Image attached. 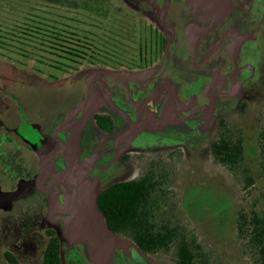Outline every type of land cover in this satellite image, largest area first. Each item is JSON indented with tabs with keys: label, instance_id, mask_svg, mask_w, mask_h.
I'll return each mask as SVG.
<instances>
[{
	"label": "flooded vegetation",
	"instance_id": "1",
	"mask_svg": "<svg viewBox=\"0 0 264 264\" xmlns=\"http://www.w3.org/2000/svg\"><path fill=\"white\" fill-rule=\"evenodd\" d=\"M47 1L53 6L54 0ZM85 1L68 0V9L84 10ZM213 1L126 0L128 13L142 22L154 45L148 51L140 48L135 72L100 68L87 78L78 70L63 77L62 85L48 81L45 88L60 92L53 108L30 109L16 102L12 125L0 114V264H31L40 257L43 262L54 238L65 264H90L85 245L68 248L59 238L63 219L83 209L72 211L67 200L80 202L83 194L89 199L96 194V208L107 226L99 196L143 178V184L157 189L153 198L160 203V210L147 213L150 224L155 219L176 224L168 230L146 229L145 234L156 240L165 232L187 236L184 229L177 230V195L171 190L177 186L180 149L194 148V140L197 147L205 144L204 130L212 124L218 140L225 114L235 101H243L245 85L253 78L245 46L254 35L263 37L262 22L256 25L245 14L243 0ZM262 4L264 0H254V12ZM32 13L31 23L54 29L52 9H46L45 17ZM62 49L69 58V48ZM156 55L161 60L155 66L151 58ZM84 119L81 126L71 127ZM215 141L209 144L210 154ZM135 172L139 174L131 177ZM118 236L131 244L132 258L144 264H178L177 239L163 248L147 243L149 252L144 253L132 240Z\"/></svg>",
	"mask_w": 264,
	"mask_h": 264
},
{
	"label": "rangeland",
	"instance_id": "2",
	"mask_svg": "<svg viewBox=\"0 0 264 264\" xmlns=\"http://www.w3.org/2000/svg\"><path fill=\"white\" fill-rule=\"evenodd\" d=\"M216 1L212 4L217 5ZM67 2L54 0L50 6L47 0H0V114L8 125L16 121V102L30 109L54 107L60 92L45 88L48 81L62 85L63 77L75 75L78 70H83L87 78L100 68L110 71L133 68L135 72L140 48L147 51L154 48L142 22L132 17L133 12L128 13L126 0H105L101 15L68 9ZM242 3L246 5L245 14L255 19L256 25L259 20L262 22L263 37L256 34L245 46L244 58L252 65L253 78L245 85L243 101H235L225 117L228 127L243 137L242 169L248 172L238 178L213 161L209 144L217 136L212 124L204 130L205 144L197 147L194 140V148L180 149L183 156L177 166V186L171 189L177 195L179 226L186 237L194 235L210 264H258L247 241L238 235V219L241 213L247 218L254 213L264 218V158L259 146V135L264 129V4L256 13L254 0ZM47 8L53 10V30L31 23L34 10L45 17ZM62 46L69 48V58L62 54L66 52ZM77 55L80 60L74 59ZM151 59L156 66L161 57ZM241 103L244 106L240 107ZM179 142L184 147L192 146ZM138 174L135 172L131 177ZM247 177L252 178L251 185L244 191ZM190 184L194 185L187 187ZM127 247L125 251H117L112 264H144L129 254L130 243Z\"/></svg>",
	"mask_w": 264,
	"mask_h": 264
},
{
	"label": "trees",
	"instance_id": "3",
	"mask_svg": "<svg viewBox=\"0 0 264 264\" xmlns=\"http://www.w3.org/2000/svg\"><path fill=\"white\" fill-rule=\"evenodd\" d=\"M104 1H100L99 8V0H86L84 10L101 15ZM78 6L77 3L74 4V7ZM259 146L264 158V129L259 135ZM244 152V140L241 133L229 128L227 122L223 121L220 126V136L211 146L214 162L227 169L231 175L240 178V174L248 172V170L242 169ZM142 180L146 179L119 184L107 189L99 196V206L106 214L109 230L123 238L132 240L144 253L149 252L144 246L147 243L158 244L163 248L177 239L178 264H209L207 254L195 238L191 241L186 236L179 235L178 232L177 235L165 232L159 234L161 236L159 240H156V236L145 234L146 229L163 228L168 230L175 228L176 224L170 219L164 221L155 219V224H150L147 213L160 210V203L157 204L153 198L157 189L143 184ZM251 180L250 177L246 178L248 183L243 186L244 191L250 187ZM250 218L241 213L238 219V235L247 241L258 264H264V218L257 216L256 213ZM179 228L181 227L177 222V230ZM42 264H61L59 241L56 238L50 242Z\"/></svg>",
	"mask_w": 264,
	"mask_h": 264
},
{
	"label": "water",
	"instance_id": "4",
	"mask_svg": "<svg viewBox=\"0 0 264 264\" xmlns=\"http://www.w3.org/2000/svg\"><path fill=\"white\" fill-rule=\"evenodd\" d=\"M84 116H86L85 112ZM85 119L71 127L81 126ZM96 196L94 194L89 199L84 198L83 194L80 202L74 198L67 200L66 205L72 211H77L81 206L83 209L63 219L65 229L62 230L59 238L70 245L85 244L92 264H111L117 251L127 248L128 242L107 228L103 215L96 208Z\"/></svg>",
	"mask_w": 264,
	"mask_h": 264
},
{
	"label": "crops",
	"instance_id": "5",
	"mask_svg": "<svg viewBox=\"0 0 264 264\" xmlns=\"http://www.w3.org/2000/svg\"><path fill=\"white\" fill-rule=\"evenodd\" d=\"M83 245H85V244H83ZM67 247L68 248H73L74 247V245H67ZM85 247V254H86V256H87V258H88V260H89V262H90V264H92V261H91V259H90V255H89V253H88V249H87V246L85 245L84 246ZM61 264H65L66 263V259H65V255H64V253L63 254H61ZM25 264H30V263H25ZM31 264H42V259H41V257L37 260V262H35V263H31Z\"/></svg>",
	"mask_w": 264,
	"mask_h": 264
},
{
	"label": "bare ground",
	"instance_id": "6",
	"mask_svg": "<svg viewBox=\"0 0 264 264\" xmlns=\"http://www.w3.org/2000/svg\"><path fill=\"white\" fill-rule=\"evenodd\" d=\"M112 72V71H111ZM112 73H114V72H112ZM122 75V74H121ZM131 76V75H130ZM97 77V76H96ZM121 78V77H120ZM126 78V77H125ZM99 93V92H98ZM104 99V98H103ZM102 100V99H101ZM100 101V100H99ZM104 102V101H103ZM97 103V102H96ZM95 106V105H94ZM97 107V106H96ZM100 108V107H99ZM90 113H91V111H90ZM86 185V184H85ZM84 188V187H83ZM93 189H95V188H93ZM93 196V195H92ZM96 202H97V200H96ZM128 248V247H127ZM122 249V248H121ZM129 250V249H128ZM122 251H124V250H122ZM130 251V250H129ZM128 251V252H129Z\"/></svg>",
	"mask_w": 264,
	"mask_h": 264
}]
</instances>
